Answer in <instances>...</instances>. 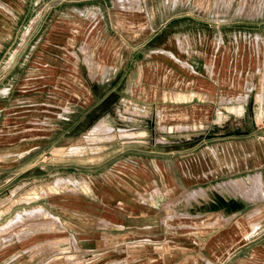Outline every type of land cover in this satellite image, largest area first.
I'll use <instances>...</instances> for the list:
<instances>
[{
    "label": "rangeland",
    "instance_id": "rangeland-1",
    "mask_svg": "<svg viewBox=\"0 0 264 264\" xmlns=\"http://www.w3.org/2000/svg\"><path fill=\"white\" fill-rule=\"evenodd\" d=\"M8 1V30L0 31V199L19 191L27 210L36 204H27L33 185L45 206L55 192L57 254L84 255L82 264H146L145 256L162 255L161 213L145 216L154 228L145 242L133 215L124 224L112 213L116 205L104 210L83 199L103 183L121 186L119 173L155 180L171 208L186 198L184 219L165 216L186 234H209L195 225L209 219L212 209L198 207H209L212 195L192 191L217 185V203L255 199L236 219L254 212V224L264 222L263 185L253 188L255 173L264 181V165L251 156L264 144V0ZM197 159L201 179L185 186L180 166L192 176ZM138 185L147 197L150 184ZM79 208L88 221L71 214ZM24 215L0 234L41 222L31 228L44 237L40 210ZM176 233L165 237L172 242Z\"/></svg>",
    "mask_w": 264,
    "mask_h": 264
},
{
    "label": "crops",
    "instance_id": "crops-1",
    "mask_svg": "<svg viewBox=\"0 0 264 264\" xmlns=\"http://www.w3.org/2000/svg\"><path fill=\"white\" fill-rule=\"evenodd\" d=\"M8 0H0V31H7L9 24V13L5 8H8ZM26 31H24L21 35V40L24 39ZM196 45L201 46L202 41L200 36L196 37ZM168 58L173 59L174 61H178V59L174 56L171 51L163 52ZM62 65L59 66V70ZM57 70V68H56ZM71 71L68 66H65L64 71ZM208 86V84H206ZM217 118H219L217 116ZM213 121V120H212ZM253 160H262L260 161L262 166L264 165V144L255 150V153L252 154ZM200 161V160H199ZM197 161L193 164V175L187 176L185 171L182 170V178L181 182L183 185H187V183L198 182L201 178L199 177V172L201 171L200 164L197 165ZM251 165V164H250ZM201 168V169H200ZM125 167L123 168V172H125ZM200 169V170H198ZM260 176L262 185H263V194H264V181L260 172H257ZM147 176H138L136 174H131L127 176L126 174L116 175V179L122 184L121 186H112L108 183H103L101 185V189L99 191H92V195H85L83 199L90 200L93 199L101 209L111 208L113 205H116L115 209H113L114 214L122 215V222L126 224L127 219L124 218V215H133L132 220L136 224L137 232H145L146 238L143 239V235H140L139 238L148 242L152 236L150 235L153 228L152 222L145 216L155 215L161 213L164 216L162 222V231L166 232V235H162L161 243H162V255L159 256L158 259L151 258L145 256L146 264H264V222L254 224L253 213L249 212L246 216V219L237 218L239 214L243 210L249 209L253 203H255V199L252 196H248L252 200H238L235 198L225 196L226 201H222L217 203L216 200L220 197L218 192V185L214 188L213 191L208 189H199L193 190L192 192H198L205 194L206 197L208 193L211 194V205L207 207V204H202L198 207V205L193 204L194 209L198 207V210L204 211L208 208H211L206 216H209L204 220V222L198 226L200 229L209 230V234L203 239L200 238L197 234H186L185 226L181 224L179 221L176 223H169L166 221L165 216H169L174 214L177 218L184 219L186 216L184 201L186 198L178 199L176 205L171 208L169 200L170 194H168V190L159 191L157 185L153 186L155 180L151 181L146 178ZM163 178V177H162ZM165 178V177H164ZM169 179L168 177L165 178ZM165 180V181H166ZM169 181V180H168ZM110 182V181H109ZM130 183V186L126 184ZM138 184L144 185L143 187L151 186V191L146 193L147 197H141V195L137 192V188L140 186ZM52 187V185H50ZM141 186V188H143ZM155 188V189H154ZM41 186L33 185L30 188L28 193L33 195V199L30 200L29 203H36L32 205L29 209L25 210L24 207H20L21 203H26L21 201L22 195L18 194L19 191L11 192L5 198L0 199V226H6L10 220H12L16 215L25 217L24 211L30 210H40V215L43 219H46L45 225H48L45 228L44 237L41 229L31 228L32 225L36 227L37 225L42 224L41 222L33 223V224H24L22 228L19 227L20 222L13 224L9 227L5 232L0 234V264H82L86 262V258L84 255H63L57 254L56 247L52 242L56 241L54 239V233L56 231V224L58 222V208L57 206H53L49 204L50 202H54V193L50 192L49 197L45 196L48 199V205H44L40 200L41 197ZM179 193V191L177 192ZM137 194V196H136ZM192 194V193H190ZM263 194H259L258 196H262ZM24 195V194H23ZM132 195L137 197V202L132 200ZM140 195V197H139ZM161 196V207L156 208L155 205L159 200V196ZM48 197V198H47ZM178 198L179 195L177 196ZM205 197V198H206ZM172 198H174L172 196ZM39 201V202H37ZM264 197L257 202H263ZM117 209V210H116ZM119 210V211H118ZM192 211L191 213H200L199 211ZM118 211V212H117ZM71 214L76 216H81L85 220H89V212L87 209L79 208L76 212L71 211ZM196 218V217H195ZM130 220V219H128ZM145 221V222H142ZM210 221V222H209ZM221 225H220V224ZM226 223V224H225ZM228 224V225H227ZM28 225V226H26ZM226 226V227H225ZM254 226H256L254 228ZM67 230V227H64ZM73 229V227H71ZM132 229V228H131ZM172 229L173 232H177L173 236L172 242H169L168 232ZM198 229V228H195ZM1 231V230H0ZM18 231L19 236L15 234ZM84 231V227L82 230ZM48 237H46V236ZM53 235V236H52ZM56 236V235H55ZM167 236L168 238H166ZM138 237V236H137ZM139 241V240H138ZM47 242L49 243L47 245ZM76 256V257H75ZM95 257V256H94ZM98 256L97 258H99Z\"/></svg>",
    "mask_w": 264,
    "mask_h": 264
},
{
    "label": "bare ground",
    "instance_id": "bare-ground-1",
    "mask_svg": "<svg viewBox=\"0 0 264 264\" xmlns=\"http://www.w3.org/2000/svg\"><path fill=\"white\" fill-rule=\"evenodd\" d=\"M257 178H258L257 182L253 185V188L255 186L257 189H259L262 192V190H261V188H262L261 181H260L259 177H257Z\"/></svg>",
    "mask_w": 264,
    "mask_h": 264
}]
</instances>
